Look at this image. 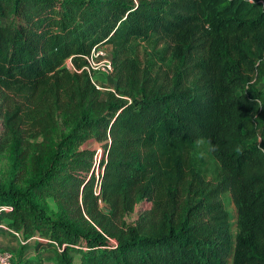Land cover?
Segmentation results:
<instances>
[{"label":"trees","instance_id":"16d2710c","mask_svg":"<svg viewBox=\"0 0 264 264\" xmlns=\"http://www.w3.org/2000/svg\"><path fill=\"white\" fill-rule=\"evenodd\" d=\"M96 45L104 97L84 69ZM263 79L264 0H0V150L36 175L0 190V228L53 264H264ZM200 141L211 178L186 160ZM24 253L13 264H46Z\"/></svg>","mask_w":264,"mask_h":264},{"label":"rangeland","instance_id":"374dc122","mask_svg":"<svg viewBox=\"0 0 264 264\" xmlns=\"http://www.w3.org/2000/svg\"><path fill=\"white\" fill-rule=\"evenodd\" d=\"M134 46L137 53L139 54V57L143 61L146 60L155 65H160L162 63V51L164 48L163 46L156 47L153 44L149 45L144 43H136ZM107 47L110 53V46L107 45ZM94 77H96L97 79L102 78L105 81L102 87L103 89L101 90L103 97L108 90L114 88V86H112V77H104L99 73H94ZM1 132L2 122L0 119V134ZM92 149L97 150L96 161H98L100 159L102 150L98 144L93 145ZM186 158V160L190 162V164H193L194 167L203 172L207 178H211L216 172V164L209 156L207 147L202 141L188 149ZM35 177L36 175L32 173L29 161L27 159L16 157L12 154V151H10V149L0 150V190H5L8 186H12L16 189H23L28 181L31 179H35ZM34 201L43 206L49 212H57L55 203L50 199H44L39 196H34ZM225 204L227 210L231 215V218L234 219L235 209L230 199L225 198ZM149 206L150 204L148 202H144L136 206L133 212L125 218L126 222L133 223L137 219L138 214L144 209L149 208ZM232 231L234 232V228H232ZM14 233L15 232L13 230L6 229L4 226L3 228H0V252L6 251L11 253L14 256L15 261L17 259V250L20 246H23L25 249V256L33 257L37 255L46 264H53L52 253L46 250V247H41L38 249V251L33 250V244L38 241L36 237L25 240L21 235L16 236Z\"/></svg>","mask_w":264,"mask_h":264},{"label":"built area","instance_id":"2783aa9c","mask_svg":"<svg viewBox=\"0 0 264 264\" xmlns=\"http://www.w3.org/2000/svg\"><path fill=\"white\" fill-rule=\"evenodd\" d=\"M86 66L84 69L90 74V78L96 89L102 90V86L97 82L94 73L102 74L104 77L110 76L112 72L111 58L108 47L96 45L92 48L90 54L85 58ZM71 58L65 62V67L70 71H75V66ZM19 236L18 233H14ZM0 264H13V255L6 251L0 252Z\"/></svg>","mask_w":264,"mask_h":264},{"label":"crops","instance_id":"0c3cea01","mask_svg":"<svg viewBox=\"0 0 264 264\" xmlns=\"http://www.w3.org/2000/svg\"><path fill=\"white\" fill-rule=\"evenodd\" d=\"M107 47V46H106ZM102 87H103V84L105 83L104 79L102 78H98V81H97ZM112 86H115V82L114 80H112ZM258 88L260 91H263L264 92V79L259 83L258 85ZM110 90H113V89H110Z\"/></svg>","mask_w":264,"mask_h":264}]
</instances>
